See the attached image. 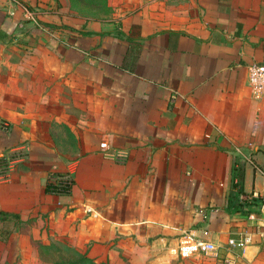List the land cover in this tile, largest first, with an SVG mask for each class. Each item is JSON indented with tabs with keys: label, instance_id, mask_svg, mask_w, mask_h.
Listing matches in <instances>:
<instances>
[{
	"label": "crops",
	"instance_id": "0c3cea01",
	"mask_svg": "<svg viewBox=\"0 0 264 264\" xmlns=\"http://www.w3.org/2000/svg\"><path fill=\"white\" fill-rule=\"evenodd\" d=\"M252 64L264 0H0V127L38 154L0 184V210L36 207L100 264L135 250L170 264L185 231L264 241L247 211L264 201ZM52 174L69 195L47 192Z\"/></svg>",
	"mask_w": 264,
	"mask_h": 264
},
{
	"label": "rangeland",
	"instance_id": "374dc122",
	"mask_svg": "<svg viewBox=\"0 0 264 264\" xmlns=\"http://www.w3.org/2000/svg\"><path fill=\"white\" fill-rule=\"evenodd\" d=\"M8 128L4 131L0 127V130L2 129L3 132L0 142L3 141L5 143L10 140V145L6 146L4 150H0V156L14 154L15 149L22 150L25 147L26 151H20V154L24 157V162L16 165L15 175L20 172L30 174L32 172V168L30 167L31 161H37L38 154L35 151L33 153L30 152L29 146L26 143L20 142L18 138L11 140L12 137L11 133L8 132ZM13 178L12 174L11 180L8 183ZM7 188V185L0 186V197H4L5 193H7ZM24 213L23 215L21 214V220L10 219L9 222H0V264H52V258L47 254L41 253V246L58 241L69 243V236L65 235L62 231L60 233L52 224L50 217L41 216L42 213L36 207L34 209H27ZM252 221H255V219ZM259 226L261 227H259L260 230L258 231H263L264 226ZM252 243H256L259 246V250L253 252L251 248H248L247 258L243 257L242 250H232V253L235 255V264H264V241L254 242L252 239ZM223 248V252L220 251V255L217 258L208 259L202 257L201 261L179 258L172 259L173 261L171 260L170 264H227L225 262L228 254L227 244ZM159 255L156 258L160 259L167 256L165 252ZM151 259L142 251L135 250L125 252L124 255L120 256V259L118 256H115L110 261L112 264H162V260L158 259L156 261L154 259L151 261Z\"/></svg>",
	"mask_w": 264,
	"mask_h": 264
},
{
	"label": "built area",
	"instance_id": "2783aa9c",
	"mask_svg": "<svg viewBox=\"0 0 264 264\" xmlns=\"http://www.w3.org/2000/svg\"><path fill=\"white\" fill-rule=\"evenodd\" d=\"M249 84L252 93L256 97H264V65L252 64L248 67ZM6 125V124H5ZM25 147L21 149H15L14 154L2 155L0 158L4 162L0 163V184H6L11 180L12 174L15 172L16 165L24 162V157L20 154V151H26ZM70 179L71 176H68ZM54 181H58L54 179ZM251 219H255V215L251 216ZM252 235L249 233H241L230 237L227 241V258L225 262L227 264H235V255L232 253L233 249H240L246 251L252 244ZM223 246L218 245L214 241L204 240L196 237L191 231H185L179 239L176 246H170L167 248L168 256L174 258H217L220 255V251Z\"/></svg>",
	"mask_w": 264,
	"mask_h": 264
},
{
	"label": "trees",
	"instance_id": "16d2710c",
	"mask_svg": "<svg viewBox=\"0 0 264 264\" xmlns=\"http://www.w3.org/2000/svg\"><path fill=\"white\" fill-rule=\"evenodd\" d=\"M5 158V157H4ZM0 158V163L4 162ZM67 174H52L50 175L47 183V192L53 194L69 195L72 192L74 181L68 177ZM57 179L58 181H54ZM264 204V201L252 202L251 208L248 213H257L259 207ZM245 207L246 204L241 205ZM10 219L21 220L18 214L0 210V222H9ZM41 253L47 254L52 258V264H100L96 260L89 257L88 254L83 253L75 247L65 242H50L41 246Z\"/></svg>",
	"mask_w": 264,
	"mask_h": 264
},
{
	"label": "water",
	"instance_id": "95a60500",
	"mask_svg": "<svg viewBox=\"0 0 264 264\" xmlns=\"http://www.w3.org/2000/svg\"><path fill=\"white\" fill-rule=\"evenodd\" d=\"M259 210L264 215V205L260 206Z\"/></svg>",
	"mask_w": 264,
	"mask_h": 264
}]
</instances>
